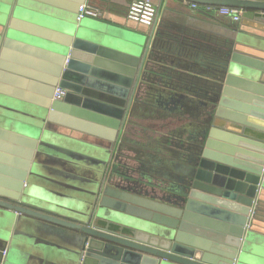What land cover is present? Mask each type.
Returning a JSON list of instances; mask_svg holds the SVG:
<instances>
[{
    "label": "water",
    "instance_id": "1",
    "mask_svg": "<svg viewBox=\"0 0 264 264\" xmlns=\"http://www.w3.org/2000/svg\"><path fill=\"white\" fill-rule=\"evenodd\" d=\"M37 1L76 15L52 26L53 16L39 7L14 2L12 10L9 3L1 9L0 220L6 223L0 264H23L22 242L15 243L24 237L55 249L62 264H264V42L246 25L249 18H264V0H191L245 10L230 30V55L200 138L182 145L181 162L169 172L172 182L163 185L169 194L149 190L142 177L137 185L126 172L116 183L111 174L117 167L108 173L145 73L149 42L78 19L87 0ZM57 86L65 89L59 99L53 97ZM13 112H23L15 125L20 130L3 127L15 122ZM49 134L103 146L82 208L33 204L25 195L42 150L66 151L49 143ZM28 229L46 236L34 238Z\"/></svg>",
    "mask_w": 264,
    "mask_h": 264
},
{
    "label": "crops",
    "instance_id": "2",
    "mask_svg": "<svg viewBox=\"0 0 264 264\" xmlns=\"http://www.w3.org/2000/svg\"><path fill=\"white\" fill-rule=\"evenodd\" d=\"M132 1L87 0L88 4L99 7L103 15L86 16L82 20L99 27L105 33H107L106 27L117 30V33H131L136 40L144 45L149 42L150 46L145 63L147 66L143 69L145 73L137 87L126 122L127 128L121 139L122 147L120 146L116 151L118 159L109 163L108 173H111L113 166L117 167L118 172L111 174L113 181L118 182L119 178L123 177L121 173L126 172L133 177L131 180H136L138 184L144 182L149 190H153L154 187L155 192L159 194H169L171 191L166 188L167 184L172 182L169 172L174 171V165L181 162L179 157L182 153L181 147L193 143L195 138H200L201 126L211 109V89H215L217 79L207 78L209 85L203 82L201 74L204 69L210 71L209 69L218 59L217 33L218 31L226 33L230 31L233 23L238 26L242 21L235 22L218 13L216 16H209L204 13L209 10L205 3L194 8L191 0H152L158 5V13L154 23L147 25L128 17L129 4ZM14 2L39 7L50 13L54 18L52 26L72 20L76 15L75 12H68L37 0H10L7 3L11 10ZM7 3L0 0V21L1 9L3 4ZM250 10L260 11L257 8ZM246 25L251 29L257 28L260 34L253 35L264 42V18L261 21L249 18ZM208 85L210 88L207 87ZM21 115L23 112H13L12 116L16 117L15 122H12V125L3 124V127L20 130L15 125H18L16 122ZM48 137L50 140L56 138L63 142L65 145L62 148L66 151L51 146L45 147L39 158L35 159L37 170L34 176L39 178L41 174L38 171L47 170L50 181L55 184L54 175L59 176V173H56L58 168L64 173L63 176L73 183L76 180L70 168L82 165L85 167L86 182L83 185L86 187L92 185L95 179L94 172H97L99 160L103 157V146L98 142L78 143L77 140L59 137V134H49ZM73 151L85 156L68 155ZM106 174L107 169L104 176ZM141 175L147 180L142 179V182L139 177ZM136 177H139V180ZM22 251L23 249L20 250L21 254ZM37 257L30 255L29 260H40V257ZM41 260L47 259L41 256ZM46 263L62 264L63 262L58 263L57 260L42 262V264Z\"/></svg>",
    "mask_w": 264,
    "mask_h": 264
},
{
    "label": "rangeland",
    "instance_id": "3",
    "mask_svg": "<svg viewBox=\"0 0 264 264\" xmlns=\"http://www.w3.org/2000/svg\"><path fill=\"white\" fill-rule=\"evenodd\" d=\"M113 29H109V28H105V31L107 32H111ZM102 31V30H101ZM105 33V32H104ZM21 103V102H20ZM23 104V103H21ZM26 106L28 112L31 110L32 106L31 105H27V104H23ZM19 116V115H16ZM15 117V116H14ZM24 116L21 117V119ZM16 118V117H15ZM13 118V119H15ZM12 119V118H10ZM3 122H9V120H3ZM50 142H52L55 146L57 147H62L63 146V142L57 140V139H52L50 140ZM37 159V157H36ZM36 162V161H35ZM35 165L32 168L31 174L29 176L28 179V187H25V195L27 196L28 200H30L31 203L33 204H38L41 205L40 203L42 200L43 201H50L53 204H58L64 208L68 207L69 209H72L74 207H79L82 208L84 207V192H87V189L85 188L86 185H83V183L85 182V167L82 165H75L72 166L70 168V171L74 174V179L76 180V182L73 183H78V184H73L71 182V180H68L66 176H63L64 173L60 170V169H56V173H59V176L56 178V183L54 184L52 181H50L49 176L47 175V170H43L41 173V177L37 178L34 176L35 174ZM59 170V171H58ZM63 176V177H62ZM96 177V176H95ZM102 178V172L99 174V180L97 183H99L101 181ZM46 179V180H43ZM73 184V185H72ZM66 185V187H62ZM30 192H32L34 195H31ZM47 199V200H46ZM56 199H60L61 202H56ZM66 205H64L63 203ZM44 206V205H42ZM47 207V206H46ZM1 218V217H0ZM6 220H0V229L2 228L3 224L6 223ZM27 232H32L34 235L33 237H40L45 234H41L43 232H40L38 234L37 232L31 231L30 229L27 230ZM36 235V237H35ZM46 236V235H45ZM26 237H24L22 240H18L16 241V245H20L22 242L23 245V251L22 254L20 256V261L23 264H42V262H50V261H55L57 260V262L59 263L60 260L55 254L56 253L54 250L55 249H50V248H46V246L44 245L45 242L40 241L39 242H34V240L31 242L28 241V239H25ZM39 245L41 246V250L43 251H39L38 247ZM44 245V246H42ZM261 248H264V245L261 246ZM19 252L21 249H19ZM17 250V252H18ZM16 252H13V254H15ZM20 254V253H19ZM33 256V255H40L42 257H46V261L43 260H39V259H34V260H29V257ZM12 258H9V260H11Z\"/></svg>",
    "mask_w": 264,
    "mask_h": 264
},
{
    "label": "built area",
    "instance_id": "4",
    "mask_svg": "<svg viewBox=\"0 0 264 264\" xmlns=\"http://www.w3.org/2000/svg\"><path fill=\"white\" fill-rule=\"evenodd\" d=\"M199 5L198 2H192V6L197 8ZM209 10L215 11L218 14L227 16L235 22H239L242 19L244 9L242 7L230 4H207ZM158 13V5L155 4L152 0H133L129 4L128 17L136 20L140 23L147 25H152L156 20ZM103 15V11L92 4L87 2L83 3L79 7L77 13L78 19H82L86 16L100 17ZM65 94V89L57 86L54 91V98L59 99Z\"/></svg>",
    "mask_w": 264,
    "mask_h": 264
},
{
    "label": "trees",
    "instance_id": "5",
    "mask_svg": "<svg viewBox=\"0 0 264 264\" xmlns=\"http://www.w3.org/2000/svg\"><path fill=\"white\" fill-rule=\"evenodd\" d=\"M200 5V2H198ZM206 14H208L209 16H216L217 12L212 11V10H207L206 12H204ZM220 15V14H219ZM237 25L235 23H233V26L231 29H234ZM229 29V30H231ZM230 31H227L226 33H221L220 31H218V38H217V42H218V59L216 61V63L209 69L210 71H207L206 69L203 70L202 75V79L203 82H209L207 81V78H214V79H220L223 74H224V68H225V62L227 61V58L230 55V50H231V36H230ZM227 43V44H226ZM205 71H207V73H204ZM210 85V83H208ZM207 86L208 88H210V86ZM204 91V90H203ZM216 89H211L212 92V96L214 95ZM115 169V168H114ZM113 169V170H114Z\"/></svg>",
    "mask_w": 264,
    "mask_h": 264
},
{
    "label": "flooded vegetation",
    "instance_id": "6",
    "mask_svg": "<svg viewBox=\"0 0 264 264\" xmlns=\"http://www.w3.org/2000/svg\"><path fill=\"white\" fill-rule=\"evenodd\" d=\"M207 116L209 117L210 115L208 114ZM139 177H142V179H143V178H145V177H144V176H142V175H141V176H139ZM115 181H116V180H115ZM116 183H117V182H116ZM137 185H139V184H137Z\"/></svg>",
    "mask_w": 264,
    "mask_h": 264
}]
</instances>
